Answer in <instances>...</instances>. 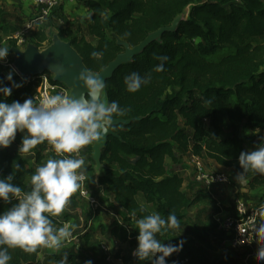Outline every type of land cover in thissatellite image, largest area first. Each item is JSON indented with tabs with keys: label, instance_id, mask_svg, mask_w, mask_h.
Listing matches in <instances>:
<instances>
[{
	"label": "trees",
	"instance_id": "trees-1",
	"mask_svg": "<svg viewBox=\"0 0 264 264\" xmlns=\"http://www.w3.org/2000/svg\"><path fill=\"white\" fill-rule=\"evenodd\" d=\"M78 2L89 10V15L79 21L76 29L73 20L66 27H59L58 35L71 42L93 72H100L125 51V46L118 40L133 47L149 33L171 26L175 18L190 6L187 19L180 20L174 29L163 33L160 41L151 42L131 61L115 69L106 82L103 96L106 101H117L125 109L124 115L114 118L129 122L112 127L116 135L109 136L102 151L103 167L98 183L111 195L105 194L104 201L108 202L110 210H107L112 212L113 218L101 228L118 243L112 257L121 259V262L115 264H152V261H140L133 255L138 244L136 219L151 213L164 218L174 214L181 224L189 217L188 212L194 205L212 196L196 186H192L191 191L184 189L181 159L185 156L191 157L192 161L196 157L208 158L240 174L243 172L238 159L240 153L262 142L264 0ZM12 8L13 5L0 0V47L10 49L9 53L13 47H18L14 35L18 32L16 22L21 19ZM54 16L66 19L58 6L48 19L35 20L34 29L25 39L27 43L40 49L49 46L52 39L47 26ZM94 51L101 52L102 56L92 57ZM156 56L168 57L163 71L155 70L160 63ZM10 71L9 64L0 60V81L4 86H12V82L6 79ZM11 72L13 81L22 86L14 87L8 97L0 95V99L22 103L27 98H34L40 75L26 77ZM132 72L150 75L149 82L134 93L127 91L124 83V77ZM45 73L51 74L49 71ZM52 81L56 82L53 77ZM247 127L251 132L259 129V134H246ZM23 135L18 131L15 141L8 148L0 149V178L13 174V183L26 191L32 186L31 175L51 151L45 142L33 149L34 157L20 153ZM168 159L178 167H170ZM86 173L89 186L93 181L89 174L94 176L93 165ZM244 178L250 190L264 193V174L249 170ZM17 202L0 200V212ZM258 204L263 205L260 214L264 227V194L259 197ZM52 220L54 227L59 228L66 219L58 216ZM85 236L84 243L87 244L90 230ZM208 237L206 245L211 240ZM158 238L165 244L183 242L178 252L166 257L167 264L185 254L192 255L193 264H241L242 253L241 256L211 260L201 248L197 252L191 251L190 244L172 235L171 230ZM42 249L38 248L35 253L9 249L12 257L9 264H36ZM65 258V264L91 261L82 250L71 252ZM91 264L102 263L91 261Z\"/></svg>",
	"mask_w": 264,
	"mask_h": 264
},
{
	"label": "clouds",
	"instance_id": "clouds-1",
	"mask_svg": "<svg viewBox=\"0 0 264 264\" xmlns=\"http://www.w3.org/2000/svg\"><path fill=\"white\" fill-rule=\"evenodd\" d=\"M9 50L0 47V60L8 56ZM91 55L98 58L102 53L94 51ZM155 58L160 61L155 70L163 71L168 57ZM6 79L12 86H4L0 81L3 97L10 96L14 87L22 86L13 81L11 71ZM78 79L86 91L75 98L56 92L45 93L39 101L27 98L22 103L15 100L9 103L0 99V149L8 148L19 131L24 134L20 153L34 157L33 149L47 142L56 154L36 168L31 175L30 190L25 191L14 184L13 174L0 178V200L6 203L18 201L0 212V264H9L12 259L9 249L19 248L26 253H35L38 248L59 250L72 237L75 225L65 223L56 228L52 217H58L66 210L71 196L85 181L87 169L84 158L79 155L80 150L100 141L111 129L114 116L124 115L125 109L117 101L103 99L105 83L98 75L85 70L80 72ZM149 80L150 75L141 76L137 72L124 77L126 89L132 93L139 91ZM259 131L256 129L255 132ZM261 141L253 149L240 153L238 159L243 172L237 175V181H243L249 170L264 174V137ZM136 225L138 244L133 255L140 261L167 264L166 257L183 246L182 241L175 245L165 244L158 238L179 226L174 214L167 218L158 213L143 215L136 219ZM255 231L259 232L261 241L257 258L264 261V227L257 225ZM60 264H64V260Z\"/></svg>",
	"mask_w": 264,
	"mask_h": 264
},
{
	"label": "rangeland",
	"instance_id": "rangeland-1",
	"mask_svg": "<svg viewBox=\"0 0 264 264\" xmlns=\"http://www.w3.org/2000/svg\"><path fill=\"white\" fill-rule=\"evenodd\" d=\"M4 1V0H2ZM6 2V1H4ZM8 3V2H6ZM9 4V3H8ZM13 5L14 8H12L13 11H15L16 13H18L21 16V19L18 20L16 22L17 26H18V31H20V33L24 34V40L29 37V34L31 32V30H27L26 29V23L33 19L37 14H38V10L36 8H34L32 5H30L29 3L24 7L23 5L20 4H10ZM190 12V6L187 7L181 14L179 17H187L189 15ZM80 19L82 20V18L80 17ZM67 22H69L67 20ZM67 22L62 23L60 22V24H58V22H54L53 20H50L48 26H47V31L50 35V38L53 39V37L58 34V30L59 27L64 28L65 25H67ZM76 29V28H74ZM73 31V30H72ZM82 33H84L82 31ZM17 34V33H16ZM15 34V35H16ZM89 40H92L91 37L88 36ZM24 41L23 43L19 44L18 47L21 49H25L27 46V41ZM14 54L11 52L8 54V56L3 59L2 61L4 63L9 64L11 71L17 73L16 69L13 67V62L14 61ZM50 77H53L54 74H49ZM245 133L250 135L253 134V136H256L259 133H255V132H251L250 128H246ZM96 142H93L92 144L88 145L90 147V155H92L91 159H90V163L96 162L93 158V147L95 145ZM87 146V148H88ZM86 148V149H87ZM55 155L54 152H51V155H48L46 157V161L50 158H52V156ZM182 159H184V163L180 164L181 167L185 168L188 171H184L183 173L185 174L186 177H184V179H186L185 184H184V189L187 191H191V186H201V191H207L208 186L206 184L203 183H197V185L193 184L190 181V176H194L195 177V171H196V161H192L190 159L189 156H185ZM43 162L42 164L46 163ZM169 163V166L174 168V167H178L177 165H174L170 159L167 160ZM198 162L202 163L204 169L206 171L209 172H216V173H223L227 175V179L228 182L225 184H230V186H237L239 187V190L236 192L237 195H240V197L244 198V200H247L251 205H256L259 202V197L261 195H263V191H259V190H250L248 185L246 184V180L245 178L243 179V181H237L236 177L238 175V173H236L232 168H226V167H222V168H218L219 164L215 163L213 160L211 159H199L197 160ZM103 165V164H102ZM218 165V166H216ZM102 172V169H101ZM88 183V182H87ZM219 186L221 184H218ZM224 185V184H222ZM213 186L209 187V190L211 192V190L213 189ZM89 188H91L92 192L96 195V197H98L101 201V199H103L102 204H104L105 208H108V203H106L105 200V194H101L99 193V191L94 190L92 187L89 186ZM215 191V189L213 190ZM210 194V193H209ZM220 194V193H219ZM219 194L216 195V197L219 198ZM211 195V194H210ZM212 199V200H211ZM211 199L209 198H205V200L202 201L203 206L201 208H199L201 206V202L197 203L196 205H194L190 211L188 212L189 217H187V219L183 222V223H178V227L170 229L171 230V234L179 237L181 239L184 240V242H187L188 244H190V250L191 251H199V248L203 249L204 252L209 256V258L211 260H218V259H225V258H231L234 255H238L241 256V253H243L240 250H234L229 248L227 249H223L225 248L224 244H220V241L218 240L219 237V231L216 230V228L214 229V222L211 216V213L213 211H217V205L216 203L219 202L218 199L214 198L213 196H211ZM140 202H143V199L140 198L139 199ZM197 209H200L199 211ZM219 209V208H218ZM99 211V209H97ZM101 210V209H100ZM110 210V209H109ZM109 210H103V216L102 218L99 220L101 222V220H104L105 222H107L109 224V222L112 220L113 216H112V212L110 213ZM102 224V222H101ZM96 228V232H97V237L94 236L95 241H92L91 245H93V247H98L102 245V243L106 244L111 251L109 253L113 254V252H115V250L117 249V245L118 243H116L114 241V243H112V241L110 240V236L109 234L105 231H102V228H100L99 223L95 226ZM210 237V241L207 243L208 245L205 244V241L207 240V236ZM208 237V238H209ZM113 239V238H112ZM211 242V243H210ZM100 251V250H99ZM102 253V252H101ZM200 254V253H198ZM187 257L189 258V262H187L186 264H193L192 262V255H183V257ZM113 259V257H112ZM240 263L241 264H264V261H261L259 259H256L254 261H251L249 263H246L245 260L243 259V255L240 257ZM120 262V261H119ZM112 263V262H110ZM170 264H181L180 263V259L178 258V260H171Z\"/></svg>",
	"mask_w": 264,
	"mask_h": 264
},
{
	"label": "crops",
	"instance_id": "crops-1",
	"mask_svg": "<svg viewBox=\"0 0 264 264\" xmlns=\"http://www.w3.org/2000/svg\"><path fill=\"white\" fill-rule=\"evenodd\" d=\"M4 1L8 2L9 4H20V5H23L24 7L29 3L34 8H36L32 0H4ZM60 6L62 8V11L64 12V15L66 16V19L54 16L53 21L58 22V24H60V22L66 23L67 20L68 21L73 20V23H74L73 27L76 28L79 21H81L80 17L83 18L89 15V10L84 5H82L80 2H78V0H61ZM68 23L69 22H67V25ZM67 25H65L64 27H66ZM80 156L84 158V161H85L84 167L87 170L89 169L90 165H93L94 176L93 175L91 176L89 174V178L90 177L91 179L93 178L92 179L93 181L89 183V186L92 187L94 190L99 191V193L101 194H106L108 197L111 196L102 189V187L99 185V183L96 180L95 167L97 163L96 162H94V164L93 162L90 163V159L92 157V155H90V147L88 146L87 149L83 150ZM45 161H46V158L44 162ZM183 163H184V159H181L180 164H183ZM218 168H222V166L219 165ZM180 170L182 172L188 171L185 168H180ZM184 177H186L185 174H184ZM190 177H191L190 181L193 184L197 185L195 181V177L194 176H190ZM185 181L186 179L184 180V184H185ZM92 184H94V186ZM196 188L201 189V186L197 185ZM214 189L215 191H213ZM238 190H239V187L237 186H230V184H224V185L221 184L220 186L214 185L211 192L209 190V187L207 191L205 190L202 191L203 193H210L214 198L218 200L220 198L219 202L216 203L219 209L217 208V211H213L211 213V216H212V219L215 225L214 229L216 228V230L220 232L219 237H218L220 244H223L222 240L225 234L223 233L221 226H219L218 224V219L230 214L237 200L239 198H242L240 197V195H237L236 192ZM79 192H80V189L71 196L69 205L67 206L66 210L60 215L62 219H66L63 224L68 223L69 225H75L72 237L69 240L65 241L63 247H61L59 250L51 249V248H45V249L43 248L42 251L38 255L36 264H60L61 260H64V264H65V257L69 253L81 251V250H82V253L88 259L94 262L100 261L102 264H115L116 262L120 261L119 259H115L114 257L112 259V254L108 255V254L101 253L102 251L100 250V246L99 248L98 247L95 248L93 247V245H91L92 244L91 242L95 241L94 236L97 235L95 226L99 223V226L101 228V225L103 224L108 225V223L105 222L104 220H101L102 222L101 224V222L99 221L104 215L103 209L101 210L99 209V211L92 210L89 207L86 199L82 198L79 195ZM218 194H219V198L216 197V195ZM203 200L205 199H202L200 201L201 206L199 208L203 206L204 204L202 203ZM197 210L199 211L200 209H197ZM89 230H90V239L88 243L86 244L84 243V238H86L85 232ZM110 240L112 241V243H114L115 241L114 239H112V237L110 238ZM224 247L225 248L223 249H227V250L229 249V247L226 245Z\"/></svg>",
	"mask_w": 264,
	"mask_h": 264
},
{
	"label": "water",
	"instance_id": "water-1",
	"mask_svg": "<svg viewBox=\"0 0 264 264\" xmlns=\"http://www.w3.org/2000/svg\"><path fill=\"white\" fill-rule=\"evenodd\" d=\"M179 16L180 15L175 18L171 26L163 27L149 33L144 40L133 47L124 40H118L120 44L125 46V51L118 54L117 57L100 72L90 71L85 65L82 56L73 47L71 42L62 40L58 34L53 37L52 43L44 49L38 48L33 43H28L25 49L13 47V67L16 69L17 74L26 77L39 76L49 71L54 74L53 80L63 83L70 89L69 95H73L75 98L86 91L83 83L78 79L81 71L87 70L98 75L104 81L106 87L107 80L113 76L117 67L131 61L135 55L141 53L151 42L160 41L165 31L174 29L180 20L187 19L189 15L187 17ZM104 92L105 88L103 90V96ZM128 122L129 121L122 118H114L112 127L120 123L127 124ZM112 127L93 147V158L97 163L95 167L97 182L99 181V176L103 167L101 162L103 148L106 146L109 136L116 135Z\"/></svg>",
	"mask_w": 264,
	"mask_h": 264
},
{
	"label": "built area",
	"instance_id": "built-area-1",
	"mask_svg": "<svg viewBox=\"0 0 264 264\" xmlns=\"http://www.w3.org/2000/svg\"><path fill=\"white\" fill-rule=\"evenodd\" d=\"M60 1L61 0H32L33 4L38 10V14L26 23V29L32 31L34 29L35 20L43 21L48 19L53 10L60 6ZM14 36L18 39V45L25 41L24 34L20 33V31H18ZM39 78L40 84L37 88V92L34 95V98L37 101H39V99L45 93L51 94L60 92L68 95L70 94V89L67 88L63 83L53 82L49 73H43L39 76ZM87 146L80 150L79 155L87 148ZM49 149L51 152H54V149L51 145H49ZM197 160H199L198 157L193 159V161H196V182L206 184L208 187L212 185L225 184L228 182L226 174L206 171L202 163L198 162ZM85 176L86 178L81 185L79 195L86 199L89 207L92 210H106L100 199L96 197L91 188H89L87 183V173ZM262 208L263 205H251L247 200H244V198H239L235 203L231 213L218 219V224L221 226V229L225 234L222 240L223 244L231 249L242 251L243 259L246 263L258 259L257 250L261 241L259 240V232L255 231V229L257 225L261 226L260 213ZM100 250L102 253L108 255L111 254L109 253L111 249L104 243H102L100 246ZM119 260L121 262V259ZM187 262H189V258H180L181 264H186Z\"/></svg>",
	"mask_w": 264,
	"mask_h": 264
}]
</instances>
